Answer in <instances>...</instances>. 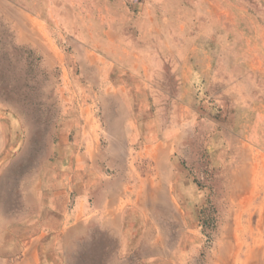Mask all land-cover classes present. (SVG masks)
Segmentation results:
<instances>
[{
  "label": "rangeland",
  "instance_id": "rangeland-1",
  "mask_svg": "<svg viewBox=\"0 0 264 264\" xmlns=\"http://www.w3.org/2000/svg\"><path fill=\"white\" fill-rule=\"evenodd\" d=\"M259 102L264 0H0V264H264Z\"/></svg>",
  "mask_w": 264,
  "mask_h": 264
},
{
  "label": "crops",
  "instance_id": "crops-1",
  "mask_svg": "<svg viewBox=\"0 0 264 264\" xmlns=\"http://www.w3.org/2000/svg\"><path fill=\"white\" fill-rule=\"evenodd\" d=\"M197 74V73H196ZM184 75H185V77H184V79H182L181 80V82H182V85H183V87H185L186 89H188L189 90V88H188V86L190 87L191 85H192V83H193V77L191 76L190 77V75H193V74H188L187 73V69L186 70H184ZM182 87V88H183ZM250 100V99H249ZM245 104H246V102H244ZM260 104H259V106H264V103H262V102H259ZM249 104L250 105H248L249 107H251V105L253 104L254 106H257V104H256V101L254 100H251V102H249ZM252 133L251 134H249V136H246L247 138H252L254 135H252ZM119 217V216H118ZM31 258H33V254H31ZM29 261V260H28ZM20 264H27V260H22L21 262H20Z\"/></svg>",
  "mask_w": 264,
  "mask_h": 264
}]
</instances>
